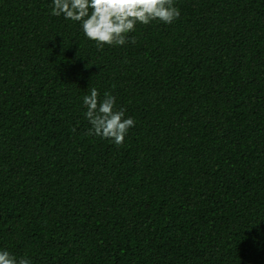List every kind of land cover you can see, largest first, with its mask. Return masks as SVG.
I'll use <instances>...</instances> for the list:
<instances>
[{"label":"trees","instance_id":"1","mask_svg":"<svg viewBox=\"0 0 264 264\" xmlns=\"http://www.w3.org/2000/svg\"><path fill=\"white\" fill-rule=\"evenodd\" d=\"M97 47L0 0V248L32 264H264V0H176ZM135 120L91 135L83 97Z\"/></svg>","mask_w":264,"mask_h":264},{"label":"clouds","instance_id":"2","mask_svg":"<svg viewBox=\"0 0 264 264\" xmlns=\"http://www.w3.org/2000/svg\"><path fill=\"white\" fill-rule=\"evenodd\" d=\"M51 15L78 23L84 36L97 47L124 46L135 42L129 33L138 24L153 21L172 24L181 15L176 0H51ZM84 117L91 125V135L122 145L135 120L126 110L117 107L116 97L109 93L101 96L91 88L83 97ZM0 264H32L30 258L17 257L6 248H0Z\"/></svg>","mask_w":264,"mask_h":264}]
</instances>
